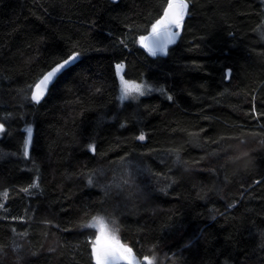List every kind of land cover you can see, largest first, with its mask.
I'll return each instance as SVG.
<instances>
[{"label": "trees", "instance_id": "obj_1", "mask_svg": "<svg viewBox=\"0 0 264 264\" xmlns=\"http://www.w3.org/2000/svg\"><path fill=\"white\" fill-rule=\"evenodd\" d=\"M188 3L153 56L167 0H0V264H95V216L131 264H264V0ZM118 64L155 91L120 102Z\"/></svg>", "mask_w": 264, "mask_h": 264}, {"label": "snow or ice", "instance_id": "obj_2", "mask_svg": "<svg viewBox=\"0 0 264 264\" xmlns=\"http://www.w3.org/2000/svg\"><path fill=\"white\" fill-rule=\"evenodd\" d=\"M188 8V0H167V6L163 10V15L151 25L150 36L140 37L142 43L150 41V43L144 46L148 48L151 55L156 56L157 53H163L167 45L175 41L176 37L179 35L178 30L182 27L185 17L188 14ZM80 56V52L73 51L72 54L66 59H63L62 62L55 63V66L44 74L39 83L35 85L31 100L39 103L59 75L78 62ZM116 69L119 74L123 69V64L116 65ZM120 80L121 100L134 97V94L139 96L145 95V85L125 80L122 75ZM168 99L171 100L172 97L169 96ZM0 130H3L2 125H0ZM30 131L31 129H29V132ZM139 139L143 140L144 136L141 135ZM25 155H28L27 147L25 148ZM89 184H92L91 179L89 180ZM32 187H37V185H32ZM25 191H28V189H25ZM86 227L97 230L95 240L91 242L92 258L95 260V264H118L120 260H126L131 264L130 258L132 256V249L120 242L118 236L109 229L108 224L102 217H93L92 222L87 224ZM145 260L148 261V264H152L149 258L145 257Z\"/></svg>", "mask_w": 264, "mask_h": 264}, {"label": "rangeland", "instance_id": "obj_3", "mask_svg": "<svg viewBox=\"0 0 264 264\" xmlns=\"http://www.w3.org/2000/svg\"><path fill=\"white\" fill-rule=\"evenodd\" d=\"M175 30V29H174ZM180 30V29H179ZM178 30V31H179ZM150 32H151V30H150ZM178 37V36H177ZM177 37H176V39H177ZM176 39H175V41H176ZM174 41V42H175ZM173 42V43H174ZM138 43H139V45L140 46H142V47H144V43H142L141 41H140V38H138ZM172 43V44H173ZM167 49H168V47L166 48V50L163 52V53H157V54H165L166 52H167ZM149 52V51H148ZM150 53V52H149ZM121 75H122V73H121V71H120V73L118 74V79H119V87H118V100L120 101V102H122V101H125V100H130V99H132V98H137V97H139V95H135L134 94V97H130V98H128V99H125V100H121V98H120V96H121V92H120V84H121V80H120V77H121ZM123 76V75H122ZM124 78V77H123ZM125 79V78H124ZM125 80H127V79H125ZM128 81H133V80H128ZM134 82H136V83H139V84H142V85H145L146 86V89H145V93H147V92H150V91H155V90H153L154 88L150 85V84H148V83H146V82H137V81H134ZM31 88H32V86L30 87V90H31ZM29 98H30V91H29ZM30 100H31V98H30ZM0 125H2L1 123H0ZM3 126V125H2ZM29 127H27V129H28ZM29 130V129H28ZM4 131V127H3V130H0V136L2 135V132ZM29 132V131H28ZM27 132V133H28ZM31 132V131H30ZM31 141V140H30ZM29 146H30V144H29ZM26 148V147H25ZM28 149H29V147H28ZM27 149V150H28ZM33 185H36V180L34 181V183H33ZM3 192V191H2ZM4 202H5V198H4V192L3 193H1V200H0V210H2L3 209V205H4ZM95 217H102L103 219H104V221L108 224V227H109V229L111 230V231H113V232H115V234L118 236V238H119V240H120V242L122 243V244H124V245H126L127 247H129V245H127L125 242H123L121 239H120V235H119V230H118V228L113 224V223H111V222H109L104 216H95ZM92 222V218L89 220V221H87L86 223H85V227H86V225L87 224H89V223H91ZM88 228V227H87ZM93 232H94V236L92 237V240L94 241L95 240V237H96V235H97V230L96 229H94V228H90ZM130 248V247H129ZM147 258H149V260H151L152 261V264L154 263V259H153V257H147ZM138 262H139V264H143V263H145V264H148V261L147 260H145V257H143V258H135Z\"/></svg>", "mask_w": 264, "mask_h": 264}, {"label": "water", "instance_id": "obj_4", "mask_svg": "<svg viewBox=\"0 0 264 264\" xmlns=\"http://www.w3.org/2000/svg\"><path fill=\"white\" fill-rule=\"evenodd\" d=\"M111 1L116 2V1H118V0H111ZM166 6H167V5H166ZM150 33H151V32H150ZM150 33L147 34L145 37L150 36ZM148 43H150V41H145V42H144V45H145V44H148ZM169 45H170V44H169ZM169 45H167V47H168ZM167 47H166V48H167ZM144 48L148 51V48H147V47L144 46ZM71 54H72V53H71ZM71 54H69V55H71ZM69 55H68V56H69ZM68 56H67V57H68ZM67 57H65L64 59H66ZM62 60H63V59H62ZM62 60H59V61H57L56 63L62 62ZM54 66H55V64H53L49 69H47V70L42 74V76H41V77H40V78H39V79H38V80L32 85V89H31V93H30V98H31V95H32V91L35 89V85H36L37 83H39L40 79L43 78V75L46 74L48 71H50L51 68L54 67ZM51 86H52V85H51ZM51 86H50V87H51ZM50 87H49L48 91L50 90ZM48 91H47V93H48ZM47 93H46V95H47ZM46 95H45V96H46ZM45 96H44V97H45ZM44 97H43V98H44ZM43 98L41 99V101L43 100ZM41 101H40V102H41ZM33 102H34V101H33ZM34 103H37V102H34ZM31 136H32V133L29 132V133L27 134V141H26V147H27V149H28L29 144H30ZM125 261H126V260H125ZM131 263H132V262H131ZM133 264H135V263H133Z\"/></svg>", "mask_w": 264, "mask_h": 264}, {"label": "bare ground", "instance_id": "obj_5", "mask_svg": "<svg viewBox=\"0 0 264 264\" xmlns=\"http://www.w3.org/2000/svg\"><path fill=\"white\" fill-rule=\"evenodd\" d=\"M162 15H163V14H162ZM143 48H144V47H143ZM70 54H71V53H70ZM48 69H49V68H48ZM41 76H42V75H41ZM41 76H40V77H41ZM40 77H39V78H40ZM39 78H38V79H39ZM38 79H37V80H38ZM37 80H36V81H37ZM36 81H35V82H36ZM31 89H32V88H31ZM30 93H31V90H30ZM31 101H32V100H31ZM32 102H33V101H32ZM33 103H34V102H33ZM36 104H37V103H36ZM28 133H29V132H28ZM28 133H27V134H28ZM31 133H32V132H31ZM31 137H32V136H31ZM26 141H27V136H26ZM30 142H31V141H30ZM25 147H26V144H25ZM135 264H138V263L135 262Z\"/></svg>", "mask_w": 264, "mask_h": 264}]
</instances>
